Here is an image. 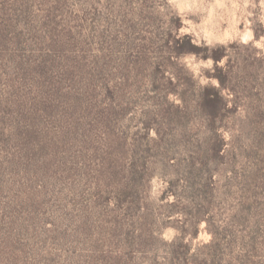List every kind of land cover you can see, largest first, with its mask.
<instances>
[{"label": "rangeland", "instance_id": "374dc122", "mask_svg": "<svg viewBox=\"0 0 264 264\" xmlns=\"http://www.w3.org/2000/svg\"><path fill=\"white\" fill-rule=\"evenodd\" d=\"M209 254L264 264V0H0V264Z\"/></svg>", "mask_w": 264, "mask_h": 264}, {"label": "trees", "instance_id": "16d2710c", "mask_svg": "<svg viewBox=\"0 0 264 264\" xmlns=\"http://www.w3.org/2000/svg\"><path fill=\"white\" fill-rule=\"evenodd\" d=\"M214 96V95H213ZM217 96V95H215ZM211 105L214 103L213 97H209L207 100ZM202 264H239L237 256H231L227 260H224V262H221V258L214 254L206 255L204 258Z\"/></svg>", "mask_w": 264, "mask_h": 264}]
</instances>
